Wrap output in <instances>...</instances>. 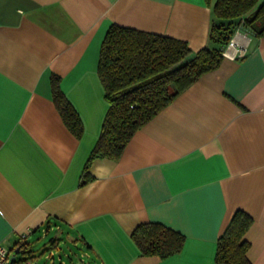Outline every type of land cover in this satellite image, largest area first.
<instances>
[{
    "label": "crops",
    "instance_id": "crops-1",
    "mask_svg": "<svg viewBox=\"0 0 264 264\" xmlns=\"http://www.w3.org/2000/svg\"><path fill=\"white\" fill-rule=\"evenodd\" d=\"M215 1L0 0V243L11 253L56 230L51 247L72 243L83 264H215L217 239L242 210L253 219L248 259L264 264V35L250 27L118 161L94 159L83 174L108 110L97 65L109 26L197 52L210 45ZM52 76L80 138L55 107ZM141 223L181 234V250L142 255L131 238Z\"/></svg>",
    "mask_w": 264,
    "mask_h": 264
},
{
    "label": "trees",
    "instance_id": "trees-1",
    "mask_svg": "<svg viewBox=\"0 0 264 264\" xmlns=\"http://www.w3.org/2000/svg\"><path fill=\"white\" fill-rule=\"evenodd\" d=\"M212 15L210 45L197 52L179 39L115 24L109 26L97 65L108 110L85 164V179L89 177L91 161H118L137 130L202 75L217 69L235 29L250 27L255 37L264 35V0H216ZM50 83L52 100L63 123L80 138L82 123L60 90L59 78L52 76ZM252 223L253 219L244 211L233 213L217 239L215 264H251L246 234ZM131 238L142 255L159 258L179 252L184 243L181 234L159 223L138 224ZM16 249L22 254L30 252L26 243L16 244L12 250ZM26 261L14 259L12 264Z\"/></svg>",
    "mask_w": 264,
    "mask_h": 264
},
{
    "label": "rangeland",
    "instance_id": "rangeland-1",
    "mask_svg": "<svg viewBox=\"0 0 264 264\" xmlns=\"http://www.w3.org/2000/svg\"><path fill=\"white\" fill-rule=\"evenodd\" d=\"M41 234L28 241L29 253L22 254L12 251V255L15 254L16 262L27 259L31 261V264H83L80 262L79 248L72 243H63L57 248L51 247L50 242L56 236V230L49 231L43 237Z\"/></svg>",
    "mask_w": 264,
    "mask_h": 264
},
{
    "label": "built area",
    "instance_id": "built-area-1",
    "mask_svg": "<svg viewBox=\"0 0 264 264\" xmlns=\"http://www.w3.org/2000/svg\"><path fill=\"white\" fill-rule=\"evenodd\" d=\"M234 43L232 40L229 41V43L227 44L226 49L230 48L231 46H233ZM15 256V254L12 255L11 251L8 250L7 248H5L1 243H0V264H12V257ZM24 264H28V263H24Z\"/></svg>",
    "mask_w": 264,
    "mask_h": 264
},
{
    "label": "water",
    "instance_id": "water-1",
    "mask_svg": "<svg viewBox=\"0 0 264 264\" xmlns=\"http://www.w3.org/2000/svg\"><path fill=\"white\" fill-rule=\"evenodd\" d=\"M19 251H18V249L15 251V253H18ZM15 259V256L14 257H12V260H14Z\"/></svg>",
    "mask_w": 264,
    "mask_h": 264
}]
</instances>
